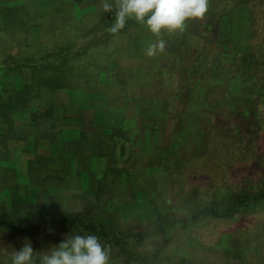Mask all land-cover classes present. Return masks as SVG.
<instances>
[{"label": "rangeland", "instance_id": "374dc122", "mask_svg": "<svg viewBox=\"0 0 264 264\" xmlns=\"http://www.w3.org/2000/svg\"><path fill=\"white\" fill-rule=\"evenodd\" d=\"M26 1L37 5L29 9L40 16L39 28L28 35L1 31L0 58L26 59L35 50L45 56L55 46L71 56L93 40L86 33L102 25L103 4L115 3ZM22 2L2 0L0 6L20 5L21 16L28 7ZM161 38L165 51L154 57L145 51L157 37L144 25L100 38L76 61L83 84L47 93L67 106L15 111L8 138L0 123L2 133L7 128L0 144L8 147L0 155V216L32 221L83 212L140 232L202 207L225 209L241 192L264 191V0H209L203 19ZM253 46L256 62L247 58ZM48 112L62 127L37 125ZM112 143L114 157L106 161L101 146ZM107 164L121 174L99 185ZM188 225L170 223L144 242L142 252H155L158 261L110 255V264H169L165 256L193 264H264V201L228 219ZM58 230L43 224L19 234L0 227V264H11L10 253L25 243L37 256L49 252L64 237Z\"/></svg>", "mask_w": 264, "mask_h": 264}, {"label": "trees", "instance_id": "16d2710c", "mask_svg": "<svg viewBox=\"0 0 264 264\" xmlns=\"http://www.w3.org/2000/svg\"><path fill=\"white\" fill-rule=\"evenodd\" d=\"M1 1L2 0H0V3ZM23 1L25 2L22 3H26L28 7L23 8L19 14L24 17L18 16V8L20 5L16 7L0 6V33L1 31L15 32V30L25 35L29 33L32 34L33 32L36 33L37 30L35 29L39 28L40 25V23H38L40 16L35 15L32 17L33 15L30 14L29 7L35 8L37 5H30L26 0ZM67 2H69V0H53V4L55 5L61 3L65 4ZM101 16L102 25L96 24L86 33L93 40L88 43V46L78 48L71 56L66 54L65 48H63L64 46H55L56 48L54 47V49H52L50 53H47V55L45 54V56H39L35 50L27 51L28 53L25 56L26 59H14V61H10L11 58H9V56L0 58V123H5V126L8 128H6L7 134L5 133L6 129H3V133L2 129H0V134L5 133L8 138V134L11 133L13 115L17 110L33 106L48 108L46 110H50L51 106H55L56 104H64V107L67 106L66 100H61V97L56 98L53 102L54 99H49L46 96L48 92L60 88H68L72 84H74L73 86L75 87L80 83L83 84L85 81V79H83V69L76 61H79V58L84 55L86 49L89 46H93L100 38L105 40L107 37H118L127 34L129 27L141 25L134 19H129L125 27L118 34L113 35L107 29L115 22V11L102 12ZM98 33L101 35H98ZM97 35L99 38L97 37L98 39H95ZM255 47L253 46L249 49L247 58L256 62L257 60H255L254 57L257 53ZM237 54L241 55L239 52H237ZM236 73L237 71L235 70L232 74L235 75ZM82 84L80 86H82ZM49 116V112L48 114H43L40 121L41 123L37 125L44 126L43 129L47 130L62 127V124H60L62 122L60 120H51L52 117ZM57 124L59 125L57 126ZM122 131L123 130H121V132ZM112 135L117 136L116 133H112ZM12 136H14V134H12ZM113 136L107 138L106 142L108 143V139ZM19 138L20 137H18V139ZM6 140L12 139L9 138ZM100 143L102 144L101 141ZM114 145L115 144L112 143L108 146L104 145L105 147L101 146L105 151L103 155L107 157L106 161L114 157L112 153L115 149ZM97 147L98 146L95 148L96 150L98 149ZM7 149L8 147L6 148V143L4 141L3 144H0V155L1 151L6 153ZM120 174V170L107 164L102 176L98 177L96 181L99 185H101L102 182L103 184L105 183V185H109ZM259 201H264V191L241 192L232 196L229 206L225 209H218L212 206L202 207L185 217L181 216L172 221L168 218H163V221L158 224L154 230L148 229L140 232L121 231L112 224L96 222L93 217L83 212L63 213L57 218L48 215L40 216L32 221H26L19 215L18 219H15L18 221L21 220V222L19 221L20 224L14 218L0 216V227L9 229L15 233L26 234L29 232H38L41 225L49 224L51 227H57L59 229L58 232L61 231L64 234V237L57 239L58 243L64 241L68 236L93 234L100 238L101 243L111 245V255L117 258H123L124 261L128 259L132 262L147 260L153 263L158 261L159 258L155 252L150 254L142 252V249L146 247L144 242L150 240L155 235L156 238L157 234L167 229L170 223H181L183 226L186 224H189L188 226H194L201 219H228L231 218L237 210L247 208ZM23 221L25 222L23 223ZM155 238L153 239L157 240ZM136 249L141 250L137 252ZM162 259L169 264H193L187 259H181L176 262H171L170 258L167 256Z\"/></svg>", "mask_w": 264, "mask_h": 264}, {"label": "clouds", "instance_id": "9594fccd", "mask_svg": "<svg viewBox=\"0 0 264 264\" xmlns=\"http://www.w3.org/2000/svg\"><path fill=\"white\" fill-rule=\"evenodd\" d=\"M115 9V22L107 30L118 34L129 19L144 25L157 37L145 51L148 57L163 53L166 42L163 33L182 34L188 21L203 19L209 10V0H115L105 2L103 11ZM111 245L101 243L93 235H75L67 237L49 252L36 255L30 243L10 253L11 264H110Z\"/></svg>", "mask_w": 264, "mask_h": 264}]
</instances>
